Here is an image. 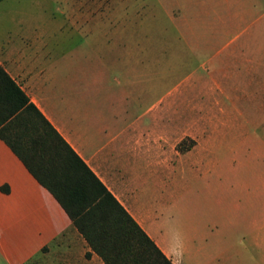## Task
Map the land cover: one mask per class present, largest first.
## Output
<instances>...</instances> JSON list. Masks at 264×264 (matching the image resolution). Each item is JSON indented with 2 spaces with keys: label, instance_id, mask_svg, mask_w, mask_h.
Instances as JSON below:
<instances>
[{
  "label": "rangeland",
  "instance_id": "obj_1",
  "mask_svg": "<svg viewBox=\"0 0 264 264\" xmlns=\"http://www.w3.org/2000/svg\"><path fill=\"white\" fill-rule=\"evenodd\" d=\"M88 6L94 15L107 12L112 24L120 13L123 23L133 19V112L144 111L167 89H183L184 95L171 93V108L185 106L171 115L172 124L218 122L217 173L201 181L216 176L218 188H195L200 183L188 172L192 159L169 175L168 231L182 237L191 258L185 264H258L246 235L252 222L264 218V188L242 186L264 179V0H0V42L18 27L26 37L41 27L36 36L45 50L71 58L73 72L91 80L96 93L91 76L103 66L80 61L89 41L56 30L72 20L82 24ZM192 144L184 137L178 148Z\"/></svg>",
  "mask_w": 264,
  "mask_h": 264
},
{
  "label": "crops",
  "instance_id": "obj_2",
  "mask_svg": "<svg viewBox=\"0 0 264 264\" xmlns=\"http://www.w3.org/2000/svg\"><path fill=\"white\" fill-rule=\"evenodd\" d=\"M89 7L82 24L72 20L56 30L80 33L89 41L80 61L103 66L91 76L96 93L91 80L73 72L71 58L45 50L36 36L41 27L32 28L28 37L18 27L14 37L0 42V66L170 262L185 264L191 258L182 237L168 231L169 175L192 159L188 172L200 183L195 188H218L216 176L201 184L203 176L217 173L213 129L218 122L172 124L171 115H180L185 106L171 108V93L181 96L183 89L177 94L167 89L144 111L133 112V19L123 23L120 13L118 24H112L105 19L107 12L94 15ZM94 19L97 23L90 24ZM102 92L111 96L109 101ZM184 137L193 144L179 150ZM262 179L244 182L242 188H264ZM1 187L7 191L0 189V264H104L0 139ZM251 225L246 241L257 251L258 264H264V218Z\"/></svg>",
  "mask_w": 264,
  "mask_h": 264
},
{
  "label": "trees",
  "instance_id": "obj_3",
  "mask_svg": "<svg viewBox=\"0 0 264 264\" xmlns=\"http://www.w3.org/2000/svg\"><path fill=\"white\" fill-rule=\"evenodd\" d=\"M0 139L104 264H172L1 66Z\"/></svg>",
  "mask_w": 264,
  "mask_h": 264
}]
</instances>
